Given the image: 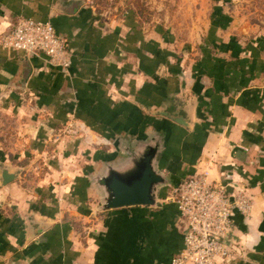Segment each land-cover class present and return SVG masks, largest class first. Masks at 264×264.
I'll return each instance as SVG.
<instances>
[{
	"label": "crops",
	"instance_id": "crops-1",
	"mask_svg": "<svg viewBox=\"0 0 264 264\" xmlns=\"http://www.w3.org/2000/svg\"><path fill=\"white\" fill-rule=\"evenodd\" d=\"M213 1L202 36L182 38L85 0H0V36L22 18L49 21L71 52L62 69L0 46V107L28 134L25 148L0 150L16 173L0 176V264H170L187 225L166 197L198 171L252 200L233 215L224 264H264V36L242 37L231 0ZM71 121L87 140L63 133ZM145 135L167 142L158 206L99 209L92 176Z\"/></svg>",
	"mask_w": 264,
	"mask_h": 264
},
{
	"label": "built area",
	"instance_id": "built-area-1",
	"mask_svg": "<svg viewBox=\"0 0 264 264\" xmlns=\"http://www.w3.org/2000/svg\"><path fill=\"white\" fill-rule=\"evenodd\" d=\"M0 46L28 54L45 55L48 61L62 69L71 65L67 38L60 36L54 25L33 18L19 19L0 36ZM85 124L66 125L64 134H81L88 138ZM96 145H106L104 141ZM207 171L195 174L173 185L166 200L177 206L185 219L187 230L184 245L170 264H224L234 256L232 236L234 213L248 214L252 200L245 193L229 192L227 184L213 182Z\"/></svg>",
	"mask_w": 264,
	"mask_h": 264
},
{
	"label": "rangeland",
	"instance_id": "rangeland-1",
	"mask_svg": "<svg viewBox=\"0 0 264 264\" xmlns=\"http://www.w3.org/2000/svg\"><path fill=\"white\" fill-rule=\"evenodd\" d=\"M98 13L126 16L133 12L139 22L165 24L182 38L201 37L213 0H85ZM222 1H220V4ZM233 19V27L251 39L264 36V0H231L223 4ZM0 107V150L10 154L25 148L26 132L20 130L19 115ZM96 147H101L95 145ZM2 164H0L1 166Z\"/></svg>",
	"mask_w": 264,
	"mask_h": 264
},
{
	"label": "water",
	"instance_id": "water-1",
	"mask_svg": "<svg viewBox=\"0 0 264 264\" xmlns=\"http://www.w3.org/2000/svg\"><path fill=\"white\" fill-rule=\"evenodd\" d=\"M175 121L186 124L182 118ZM166 143L157 135H145L108 156L91 179L100 194L99 209L158 206L161 190L171 183L170 177L159 169ZM0 169L2 185L16 178V173L7 167Z\"/></svg>",
	"mask_w": 264,
	"mask_h": 264
}]
</instances>
